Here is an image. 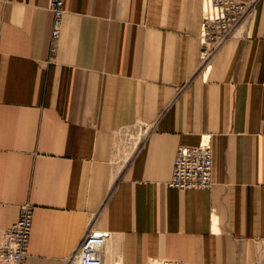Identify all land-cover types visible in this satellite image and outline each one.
Here are the masks:
<instances>
[{
	"label": "crops",
	"instance_id": "1",
	"mask_svg": "<svg viewBox=\"0 0 264 264\" xmlns=\"http://www.w3.org/2000/svg\"><path fill=\"white\" fill-rule=\"evenodd\" d=\"M232 1L247 12L206 57L204 0H64L54 53L49 0H0V241L30 202L25 264H66L90 228L110 233L103 264H248L264 0ZM204 134L210 187L169 186L177 147Z\"/></svg>",
	"mask_w": 264,
	"mask_h": 264
},
{
	"label": "built area",
	"instance_id": "2",
	"mask_svg": "<svg viewBox=\"0 0 264 264\" xmlns=\"http://www.w3.org/2000/svg\"><path fill=\"white\" fill-rule=\"evenodd\" d=\"M208 7V11L205 7ZM52 13L51 52L54 53L60 36L64 0H49ZM245 4L232 0H204L201 38L205 45L206 57L228 35L234 33L235 26L246 14ZM213 42L211 52H206L207 42ZM212 183V143L209 134L201 136L196 145L177 147L172 175L168 185L180 189H207ZM33 205L21 204L17 220L6 227L1 234L0 264H25L32 228ZM110 238L105 230L90 228L83 236L77 251L66 264H103L102 250ZM148 264H188L182 261L152 259Z\"/></svg>",
	"mask_w": 264,
	"mask_h": 264
},
{
	"label": "rangeland",
	"instance_id": "3",
	"mask_svg": "<svg viewBox=\"0 0 264 264\" xmlns=\"http://www.w3.org/2000/svg\"><path fill=\"white\" fill-rule=\"evenodd\" d=\"M207 43L209 44L207 45L206 52L210 53L213 42L210 41ZM204 49H205V45H204ZM135 129L136 128H133L132 130L129 128L128 130L124 131L126 132L125 142L127 138H129L128 134L132 133ZM121 144H124V141H122ZM248 264H264V240L258 239V241H254L250 244V260Z\"/></svg>",
	"mask_w": 264,
	"mask_h": 264
},
{
	"label": "bare ground",
	"instance_id": "4",
	"mask_svg": "<svg viewBox=\"0 0 264 264\" xmlns=\"http://www.w3.org/2000/svg\"><path fill=\"white\" fill-rule=\"evenodd\" d=\"M205 10H207V11H208V7H207V6L205 7Z\"/></svg>",
	"mask_w": 264,
	"mask_h": 264
}]
</instances>
